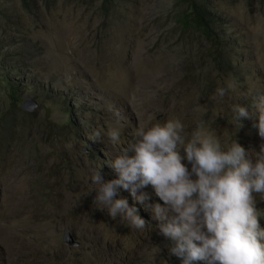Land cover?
Here are the masks:
<instances>
[{
	"label": "rangeland",
	"instance_id": "obj_1",
	"mask_svg": "<svg viewBox=\"0 0 264 264\" xmlns=\"http://www.w3.org/2000/svg\"><path fill=\"white\" fill-rule=\"evenodd\" d=\"M181 3L0 0V264H180L141 205L143 230L96 209L92 175L117 179L109 162L139 128L168 119L187 139L203 127L259 151L257 121L240 127L232 109L255 115L264 96V0H209L221 65L204 37L182 31Z\"/></svg>",
	"mask_w": 264,
	"mask_h": 264
},
{
	"label": "clouds",
	"instance_id": "obj_2",
	"mask_svg": "<svg viewBox=\"0 0 264 264\" xmlns=\"http://www.w3.org/2000/svg\"><path fill=\"white\" fill-rule=\"evenodd\" d=\"M232 88L231 83L218 87L214 98H224ZM255 107L254 115L248 107L233 106V120L240 127L245 118L257 121L254 127L264 138V96ZM183 133L179 119L139 128L109 162L118 178L105 182L100 169L92 175L91 183L99 185L96 209L143 230L146 221L135 204L141 205L180 264H264V213L257 208L258 200L264 201V143L257 151L237 139L225 145L203 127L190 139ZM100 135L95 133L97 140ZM107 136L113 144L120 142L119 129H109ZM149 186L157 202L145 191ZM121 188L130 193L133 205L117 198Z\"/></svg>",
	"mask_w": 264,
	"mask_h": 264
},
{
	"label": "trees",
	"instance_id": "obj_3",
	"mask_svg": "<svg viewBox=\"0 0 264 264\" xmlns=\"http://www.w3.org/2000/svg\"><path fill=\"white\" fill-rule=\"evenodd\" d=\"M102 5L113 4L116 0H101ZM181 11L177 23L182 31H190L204 37L211 45L213 57L221 65L224 63L223 48L219 43L220 35L213 27L209 13V0H181ZM184 6V8H182Z\"/></svg>",
	"mask_w": 264,
	"mask_h": 264
},
{
	"label": "water",
	"instance_id": "obj_4",
	"mask_svg": "<svg viewBox=\"0 0 264 264\" xmlns=\"http://www.w3.org/2000/svg\"><path fill=\"white\" fill-rule=\"evenodd\" d=\"M24 109L26 111L32 110L33 109V103L32 102H29L28 105L24 107ZM65 243L67 245H69V246H73L74 245V242H73V240L71 238V235L69 233L66 234V236H65Z\"/></svg>",
	"mask_w": 264,
	"mask_h": 264
}]
</instances>
